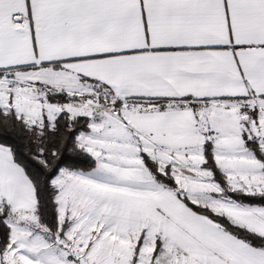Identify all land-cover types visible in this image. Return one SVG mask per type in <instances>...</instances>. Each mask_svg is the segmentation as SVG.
<instances>
[{
    "label": "snow or ice",
    "instance_id": "1",
    "mask_svg": "<svg viewBox=\"0 0 264 264\" xmlns=\"http://www.w3.org/2000/svg\"><path fill=\"white\" fill-rule=\"evenodd\" d=\"M0 264H264V0H0Z\"/></svg>",
    "mask_w": 264,
    "mask_h": 264
}]
</instances>
